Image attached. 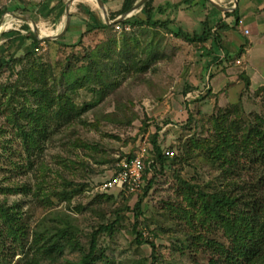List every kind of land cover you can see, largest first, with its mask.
I'll return each instance as SVG.
<instances>
[{"label": "rangeland", "instance_id": "rangeland-1", "mask_svg": "<svg viewBox=\"0 0 264 264\" xmlns=\"http://www.w3.org/2000/svg\"><path fill=\"white\" fill-rule=\"evenodd\" d=\"M29 1L0 0V8L8 7L0 16V49L8 41L2 33L23 25L10 11ZM131 1L135 4L137 0ZM24 23L32 30L30 21ZM125 27L101 30L80 46H73L77 36L45 40L34 35L39 44H28L24 49L7 46L5 54L0 53L8 59L31 51L25 62H12L0 71V201L18 204L27 225L26 241L15 251L9 249L5 264L25 263V245L41 222L49 232L60 231L66 236L74 233L71 246L77 238L86 251L90 233L98 225L116 220L111 231L96 236V264H211L210 258L217 257L202 244L199 235L228 246L223 229L213 222L206 228H193L199 218H206L201 215L199 193H225L229 187L221 166H213L202 153L147 173V177L155 178L141 201L138 220L132 209L143 190L136 195L116 189L99 193V186L108 180L120 159L132 154L142 141H146L151 154V135L156 130L161 147L172 149L174 155L180 154L177 146L193 138L210 135L217 142L218 136L211 133L212 123L225 108L230 112L222 115L223 121L240 124L233 141H243L245 125L264 115V87L248 91L243 86L229 95L226 88L223 95L212 93L206 88L208 81L201 77H212L213 70L207 71L206 65L201 69L205 57L199 54L198 44H190L164 28ZM46 28L41 23L39 34H55L54 27ZM122 32H129L127 40ZM125 41L129 47H124ZM93 61L101 83L87 71ZM98 62L103 63L105 74ZM120 62L133 66L120 70ZM27 80L34 87L31 91L26 89ZM78 80L81 84L77 86ZM15 86L20 91L16 92ZM58 107L80 115L73 123L49 120L41 140L29 135L33 123L38 126L35 135L43 127L42 120H34L40 118L38 110L51 113ZM260 124L264 128V121ZM240 153V149L234 152L236 156ZM221 164L225 168L226 164ZM240 173L244 177L254 175ZM71 189L78 190L70 198L64 197ZM134 228L141 232L143 243L137 241ZM149 242L154 243V250ZM71 246L67 245L62 254L49 256L55 260L53 264L78 261L82 251Z\"/></svg>", "mask_w": 264, "mask_h": 264}, {"label": "trees", "instance_id": "trees-1", "mask_svg": "<svg viewBox=\"0 0 264 264\" xmlns=\"http://www.w3.org/2000/svg\"><path fill=\"white\" fill-rule=\"evenodd\" d=\"M106 1L107 0H102L103 3ZM153 2V0H147L144 2L139 11L141 15L134 14L130 17L124 18L116 24H119L120 27L122 26L123 28L128 25L130 29L138 26H147L149 29L151 28L153 30L164 28L174 36L181 38L190 44H198V46L203 45L209 39H212L213 42L218 41L219 36L213 34L211 31L212 26L209 23V15H206L202 20L199 31H194L192 33L183 31L182 28L175 24V21L171 20L169 17L162 20L157 16V14H163L168 8L176 9L181 4L189 8L192 6L193 0H181L178 3L167 2L164 5H155ZM58 3L60 5L59 14H61L64 10V2L60 0ZM132 5L133 3L131 0H121V7L117 11L108 14L109 20H114L116 17L127 12ZM196 5H198L203 11L206 6L214 11H218V9L208 2V0H199ZM5 10H8V7L3 6L0 8V16L2 11ZM25 10L26 9L21 7H14L11 11L21 14L24 13ZM91 15L92 14H90V18ZM172 23H174V26ZM116 24H106L104 19L95 17L90 23L88 22V24H86L84 31L77 37V39H74L73 46H80L88 38L91 40V37L96 35L97 31H113ZM22 28L27 30V34L23 37H19L20 41L29 39L31 46L40 43V41L34 37V34L27 23H23ZM127 33L129 32H122V38L124 40H127L129 37ZM2 36L3 38L14 37L13 39L15 41L18 39L17 31L15 30L3 32ZM110 37L113 38V35L111 34ZM63 38L64 37L55 41L59 42L63 40ZM125 46L129 47V44H126V41L124 42V47ZM5 48L6 47L0 49V53L3 55L5 54ZM92 55H94V52H92ZM29 57H31V51H27L25 55L20 57H13L12 55H10L8 59L0 57V71L12 62L23 63ZM98 64L99 68L105 74L106 70L103 67V63L98 62ZM95 65L96 63L94 61L90 63L87 71L92 73V79L101 83L100 71L93 68ZM119 66H121L120 70H122L124 67L125 69H129L133 64L120 62ZM134 68L137 67L135 66ZM105 79L108 80L109 77H105ZM27 83L29 85L26 89L30 91L33 90L34 87L30 83V80H27ZM80 84L81 80H78L75 83L77 86ZM106 85L107 84H105V86ZM15 91H20V88L15 86ZM236 108L239 109V107ZM38 112L40 113V118L37 117L34 120L35 122L42 120L43 127L38 131V134L35 135V131L37 130L36 127L38 126L36 123H33L34 127H31L29 131V135L36 136L37 140H41L45 137L47 127L49 126V120H57L59 118L63 119L61 120L63 122L73 123L75 122V117L80 115L78 112L71 114L67 109L60 107L56 110H52L51 113H47L45 110H38ZM229 112L230 111L226 110V108L224 111L219 110L213 119L211 133H216L220 141L218 140L215 142V138L210 135L209 138L203 137L202 139H190L176 147L180 152L179 155H174V152V156L166 154V151L168 150H164L158 142V130L151 135L152 139L150 144L152 149L150 148V151H152V153H148V156L144 161L143 182L142 187L140 188V190H143V193L132 209V211H134L133 216L135 220H138L139 215L141 214V201L147 195L148 190L153 184V179L155 178L154 175L147 177V173L150 171L155 172L157 167L164 170L166 167H172L176 161L190 158V156L195 153H202L203 157L210 159L213 166H221V175L227 180V184L229 185L227 192L225 193L197 191L200 192L199 195L202 196V199L200 200L201 215L206 216L207 219L205 217L203 219L199 218V224L194 225L193 228L196 229L197 226L200 228H206L208 222H213L223 229V234L229 240L228 246H224L220 241L208 239L203 235H199L201 240L204 241L202 244L209 250H212V253L217 257L216 259L211 257L210 263L264 264V128H262L263 126L261 127L260 124V121H264V115L258 116V118H256L258 121L256 120L257 122L255 121V123L248 122L245 125L246 134L243 136L244 140L234 142L233 139L238 130L237 124L239 126L240 124L235 122L230 125L223 121L222 115ZM238 116L240 119L241 116L239 113ZM233 125L235 126L234 130L232 129ZM212 142L214 145L211 144ZM239 143H242V145H238ZM239 149L241 153L236 156L234 152ZM170 151L173 150L171 149ZM132 156L133 153L128 157ZM221 162L226 164L225 168H222ZM243 171H247L249 174L254 173V175L244 177L240 173ZM181 180L182 184L193 191L191 186L185 180ZM22 187V190L26 189L24 186ZM76 190L78 189H71L70 195L66 196L70 191L69 190L67 194L64 193V197L70 198ZM120 192L128 195L137 194V192L128 193L123 190ZM99 193L104 192L100 191ZM97 196L103 197L104 194H98ZM22 213L23 212L19 209L18 204L9 205L6 201H0V264H5L9 249L15 251L17 247L22 246L23 242L26 241L25 232L27 225L24 226L25 221L22 220L24 214ZM115 223L116 220H114V222L98 225V227L90 233L87 250L84 251L83 246H80L77 238L74 240L78 244L75 242L76 244L71 246L74 233L66 236L59 233L60 231L58 233H55V231L49 232L47 227L44 226V223L41 222L37 225L36 229L32 231L30 242L25 245L27 248H25L26 251L24 253V264H43V262L53 264V261L55 260H52L49 256H52L53 254H62L63 249L67 245L81 250L82 253L78 261L70 263L66 262L65 264H96V236L99 233L111 231L114 228ZM71 227L75 228L73 225ZM134 227H136V225ZM134 234L139 243L144 242L140 231L134 228ZM41 241H44L42 245L40 244ZM149 244L154 250V243L149 242Z\"/></svg>", "mask_w": 264, "mask_h": 264}, {"label": "crops", "instance_id": "crops-1", "mask_svg": "<svg viewBox=\"0 0 264 264\" xmlns=\"http://www.w3.org/2000/svg\"><path fill=\"white\" fill-rule=\"evenodd\" d=\"M59 1L30 0L27 5H22L21 8L26 10L20 15L33 18L34 20H32L35 23L37 22V27H40L41 23L44 24V27H47L46 29L54 27L55 34H60L65 27L67 0H62L64 10L61 14H59ZM158 1L154 0L153 3L164 5L167 2L178 3L181 0ZM198 1L193 0V4L189 8L183 4L176 9L168 8L163 14H157V16L162 20L169 17L183 31L192 33L199 31L202 20L206 15H209V23L212 26L211 31L219 38L215 42L209 39L203 45H200L199 54L205 57L201 69L208 66L207 71L213 70L212 77H201V80L206 79L208 81V83L206 82V88L211 90L212 93L222 95L224 94L222 90L226 88L229 95L236 88L241 90L243 86L248 91L264 87V0H214L222 8H217V12L210 7L207 8V6L204 11L201 10L196 5ZM95 3L96 0H74L69 6L68 27L61 36L69 37L72 35L78 37L84 31L86 24L90 23L92 19L95 17L103 19L102 11ZM103 4L107 13L115 12L121 7V0H107ZM140 9L141 7L134 10L128 17L134 14L139 15ZM89 13L92 14L91 18ZM17 20L19 21V19ZM60 29L61 31L58 33ZM245 29H247V33L244 32ZM15 31H17L18 39L15 41L10 39L12 37H5L8 39L5 46H15V49L28 48V44L30 46L29 39L19 40V37L27 34V30L21 28ZM201 51L207 53V56H204ZM204 62L207 63L204 64ZM192 78L196 80V77Z\"/></svg>", "mask_w": 264, "mask_h": 264}, {"label": "built area", "instance_id": "built-area-1", "mask_svg": "<svg viewBox=\"0 0 264 264\" xmlns=\"http://www.w3.org/2000/svg\"><path fill=\"white\" fill-rule=\"evenodd\" d=\"M117 22L113 23L116 24ZM115 29L119 30L120 25L116 24ZM125 29H129L128 26ZM247 33V29L244 31ZM166 154L173 155V151H166ZM148 156V148L146 141H142L137 149L133 152L132 157L120 159L116 164V169L110 175L107 181L103 182L99 188L102 191L108 189H116L128 193H136L142 187V176L144 170V161Z\"/></svg>", "mask_w": 264, "mask_h": 264}, {"label": "water", "instance_id": "water-1", "mask_svg": "<svg viewBox=\"0 0 264 264\" xmlns=\"http://www.w3.org/2000/svg\"><path fill=\"white\" fill-rule=\"evenodd\" d=\"M74 0H67V3H66V6H65V13H66V22H65V27L63 28V31L60 33V34H55V35H40L39 34V29L37 27V24L29 17L27 16H23V15H17V14H14L13 12L10 11L11 15L13 17H17L19 20H22V21H30L31 22V25H32V30L34 32V35L38 38V39H56V38H59L64 32L65 30L67 29L68 27V24H69V6L70 4L73 2ZM147 0H139L138 2H136L127 12L121 14L119 17H117L116 19L114 20H109V18L107 17V12H106V9L104 7V4L102 2V0H96V3H97V6L101 9V11L103 12L104 14V18H105V23L106 24H113L115 22H119L121 20H123L124 18L128 17L134 10L138 9L139 7H141L144 2H146ZM209 2L215 6L216 8L218 9H222L220 8V6L214 2V0H209ZM1 22V20H0Z\"/></svg>", "mask_w": 264, "mask_h": 264}, {"label": "bare ground", "instance_id": "bare-ground-1", "mask_svg": "<svg viewBox=\"0 0 264 264\" xmlns=\"http://www.w3.org/2000/svg\"><path fill=\"white\" fill-rule=\"evenodd\" d=\"M96 4V3H95ZM7 25V24H6ZM9 25V24H8Z\"/></svg>", "mask_w": 264, "mask_h": 264}]
</instances>
